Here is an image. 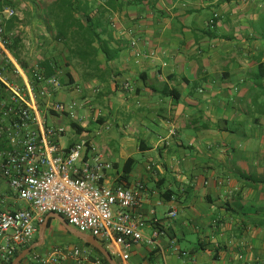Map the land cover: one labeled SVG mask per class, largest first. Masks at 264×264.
Masks as SVG:
<instances>
[{
  "label": "crops",
  "instance_id": "crops-1",
  "mask_svg": "<svg viewBox=\"0 0 264 264\" xmlns=\"http://www.w3.org/2000/svg\"><path fill=\"white\" fill-rule=\"evenodd\" d=\"M15 6L22 61L51 60L61 82L58 56L73 61L65 59L72 83L62 84L57 99L76 102L80 111L75 107L74 118L46 114L45 122H75L85 131L71 127L58 143L88 138L112 165L106 183L139 193L131 214L143 222V239L127 260L111 254L116 264H264V0H17ZM90 23L104 25L101 46L89 43ZM29 24L43 33L37 62L22 58ZM129 159L134 165L126 174ZM27 207L0 172V210ZM48 217L44 242L22 264L54 246L84 247L76 240L46 245L57 226L71 234L54 214L38 224L29 247Z\"/></svg>",
  "mask_w": 264,
  "mask_h": 264
},
{
  "label": "built area",
  "instance_id": "built-area-1",
  "mask_svg": "<svg viewBox=\"0 0 264 264\" xmlns=\"http://www.w3.org/2000/svg\"><path fill=\"white\" fill-rule=\"evenodd\" d=\"M16 2L0 0V172L28 207L0 210V260L10 264L18 249L30 246L48 214L62 216L81 233L104 242L112 255L127 260L133 245L143 239V222L131 214L141 203L139 193L106 183L112 165L88 138L67 147L58 143L68 130L48 125L45 115L74 118L76 102L57 99L63 89L59 75L46 76L38 62L27 63L25 70L13 55L16 32L7 26L18 17ZM68 262L105 264L76 245L30 255V264Z\"/></svg>",
  "mask_w": 264,
  "mask_h": 264
},
{
  "label": "trees",
  "instance_id": "trees-1",
  "mask_svg": "<svg viewBox=\"0 0 264 264\" xmlns=\"http://www.w3.org/2000/svg\"><path fill=\"white\" fill-rule=\"evenodd\" d=\"M67 1H68V3H69V0H67ZM71 5H72V4H69L68 6L71 7ZM14 27H15L14 22L11 21L10 23H8L7 29H8V30H12V29H14ZM84 31H85V32H89V33L91 34V35H90V36H91V40H89L90 45L93 44L94 42H98L99 45L101 46V43H102V34L104 33V25H103V23H93V24L90 23V24H88L87 28H85ZM21 42H22L21 36H20V35L15 36V38H14V43H13V45H12V47H11V50H12L13 55L18 59V61H19L20 63L23 64L24 69L27 70V69H26V68H27V64H26L24 61H22L21 56H20L19 48H20V46H21ZM39 64H40L41 68L44 70V74H45L46 76H52V75L57 74L56 66H55L54 63H52L51 60H45L44 62L39 63ZM66 76H67V78H65V79L63 78V79H62V84H63V85H69V84L72 83L70 72H67V73H66ZM71 127H72L73 129H75V130H76L77 132H79V133H82V132L85 131L83 128L79 127L75 122H72V123H71ZM126 164H127V165H126V170H125V172H126V174H128V173L131 171V169H132V167H133V165H134V160H133V159H129V160L127 161ZM51 222H52V219L49 220V222H48V227L50 226ZM68 233H69V232H68ZM69 234H70V233H69ZM70 235H71V234H70ZM77 240H78L79 242H81V243L84 245V247L91 249L92 252L94 253V255H95V256H98V257H99V258H100L105 264H109V263L107 262V260L101 255V253H100L97 249L93 248V247L90 246L89 244L83 243V242H82L81 240H79V239H77ZM98 241H99L103 246H105V243H104V242H102V241H100V240H98ZM35 242H36V241H35ZM26 248H29V246H27V247H25V248L18 249V250L16 251V253H15V255H14L12 261L10 262V264H12L13 260H14L17 256H19V255L21 254V252H22L24 249H26ZM27 257H28V256H27ZM27 257H26V258H27ZM26 258H25V259H26ZM25 259H24V260H25ZM24 260H22V262H21L20 264H22V263L24 262Z\"/></svg>",
  "mask_w": 264,
  "mask_h": 264
},
{
  "label": "rangeland",
  "instance_id": "rangeland-1",
  "mask_svg": "<svg viewBox=\"0 0 264 264\" xmlns=\"http://www.w3.org/2000/svg\"><path fill=\"white\" fill-rule=\"evenodd\" d=\"M37 26H38V24H29V27H30V30L29 31H27V34H28V38H27V41H28V45H27V47L29 48V49H26L27 51V53H26V55L24 56L23 54H22V58L23 59H28V60H30V59H32L33 60V62L35 61V62H37V60H38V57H37V52H39L38 50H40V48H38V46L41 44L40 42H39V45L37 44V42L39 41V40H41V41H43V39H40V38H42V35H43V33L41 34V35H39V33H38V31H37ZM30 32V33H29ZM45 35V37H44V39H45V41L47 42V40L49 39V41H50V38H52L51 37V35L49 34V33H45L44 34ZM91 35V34H90ZM38 40V41H37ZM62 47L61 46H59V49H61ZM59 52V51H58ZM58 52L57 53H55L57 56L59 55L58 54ZM30 53V54H29ZM55 56V55H54ZM66 57V54H64L63 56H61V55H59L58 56V58H59V60H58V62L60 61L61 63V72H62V74H61V77H62V79L64 78H67V76H66V73L67 72H70V69H69V67H67V65L65 64V59H69L71 62H73L70 58H71V56L68 54L67 55V58H65ZM79 72V71H78ZM67 86V85H66ZM64 87H65V85H64ZM78 105V104H77ZM78 106H76V111H80L78 108H77ZM80 113V112H79ZM48 114H52V113H48ZM47 120H48V123L49 124H52V118L50 117V116H48V118H47ZM89 124V123H88ZM87 124V125H88ZM65 126H66V128H67V130H68V132L65 134V140L67 139V137H69L70 136V132H71V126L69 125V123H66L65 124ZM92 126V125H91ZM97 132H98V130H97ZM118 134V130L116 129V128H114L113 129V135L114 134ZM88 134V133H87ZM86 134V135H87ZM56 224L57 225H59V223L58 222H56ZM65 229H63V227L62 226H57V229L55 230V231H51V232H49V236L47 237V241H46V245H48V246H53V245H62V244H69V243H72V242H74V240H76V241H78L77 239H75V238H73V237H71L70 235H68L67 234V232L66 231H64Z\"/></svg>",
  "mask_w": 264,
  "mask_h": 264
},
{
  "label": "water",
  "instance_id": "water-1",
  "mask_svg": "<svg viewBox=\"0 0 264 264\" xmlns=\"http://www.w3.org/2000/svg\"><path fill=\"white\" fill-rule=\"evenodd\" d=\"M54 215H55V218L59 220L72 235H74L76 238L80 239L84 243L89 244L93 248L97 249L101 253V255L107 260L109 264H116L109 250H107L104 246H102L94 236L81 233L77 229L70 226L62 216L58 214H54ZM48 221H49V217L40 226L38 242L35 245L24 249L21 252V254L13 260L12 264H20L22 260H24L35 247L40 246L44 242L45 230L47 228Z\"/></svg>",
  "mask_w": 264,
  "mask_h": 264
}]
</instances>
